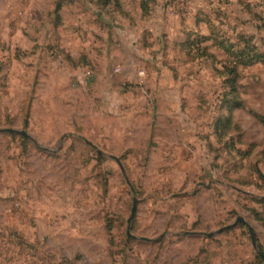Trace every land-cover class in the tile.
Here are the masks:
<instances>
[{"label":"rangeland","instance_id":"374dc122","mask_svg":"<svg viewBox=\"0 0 264 264\" xmlns=\"http://www.w3.org/2000/svg\"><path fill=\"white\" fill-rule=\"evenodd\" d=\"M96 3L0 0V264H264V0Z\"/></svg>","mask_w":264,"mask_h":264},{"label":"water","instance_id":"95a60500","mask_svg":"<svg viewBox=\"0 0 264 264\" xmlns=\"http://www.w3.org/2000/svg\"><path fill=\"white\" fill-rule=\"evenodd\" d=\"M0 132H17V133H23V134L26 135L25 132H23V131H19V130H16V129H14V128H4V129H0ZM82 138H83L84 141H85L86 143H88L90 146L96 148V149L99 151V153L103 154V152L100 151V150L97 148V146L94 145L91 141H89L88 139H86V138H84V137H82ZM110 158L116 160V161L119 163V165H120V167L122 168V170H124L123 165H122V162L120 161V159H119L117 156L110 155ZM135 201H136V199H135ZM135 211H136V202H134V205H133V208H132V217L134 216ZM132 217L129 219V222H131ZM240 221H244L242 217H238V218H237V221H236L235 223H233V224H231V225H229V226H226V227H224V228H222V229H220V230H218V231H216V232L208 233L207 235H208V236H212V235H215L216 233H220V232H222L224 229H228V228L234 227V226H235L236 224H238ZM251 234H252V239H253L254 247H256V241H255V237H254L253 232H251ZM260 254L262 255V257H264L263 253H260Z\"/></svg>","mask_w":264,"mask_h":264},{"label":"trees","instance_id":"16d2710c","mask_svg":"<svg viewBox=\"0 0 264 264\" xmlns=\"http://www.w3.org/2000/svg\"><path fill=\"white\" fill-rule=\"evenodd\" d=\"M113 0H96V4L97 5H100V6H103V7H108L110 4H112ZM263 120H264V117L263 116H260Z\"/></svg>","mask_w":264,"mask_h":264}]
</instances>
